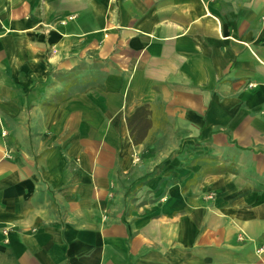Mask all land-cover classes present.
Instances as JSON below:
<instances>
[{"label": "crops", "instance_id": "1", "mask_svg": "<svg viewBox=\"0 0 264 264\" xmlns=\"http://www.w3.org/2000/svg\"><path fill=\"white\" fill-rule=\"evenodd\" d=\"M0 264H264V0H0Z\"/></svg>", "mask_w": 264, "mask_h": 264}, {"label": "rangeland", "instance_id": "2", "mask_svg": "<svg viewBox=\"0 0 264 264\" xmlns=\"http://www.w3.org/2000/svg\"><path fill=\"white\" fill-rule=\"evenodd\" d=\"M74 18V16H72V15H66V16H63V18H60V17H57L56 19H55V24L56 25H59V26H61V27H63V25H67V23L71 20V19H73ZM70 19V20H69ZM142 120V119H141ZM138 127H145V123H142V121L141 122H139L138 123ZM144 133H143V131H136V135L137 136H142Z\"/></svg>", "mask_w": 264, "mask_h": 264}]
</instances>
